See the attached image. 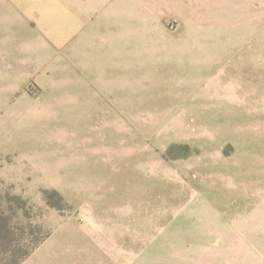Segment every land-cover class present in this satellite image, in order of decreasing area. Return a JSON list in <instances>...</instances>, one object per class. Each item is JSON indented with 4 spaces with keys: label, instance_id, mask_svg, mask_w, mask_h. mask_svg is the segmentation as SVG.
I'll list each match as a JSON object with an SVG mask.
<instances>
[{
    "label": "rangeland",
    "instance_id": "374dc122",
    "mask_svg": "<svg viewBox=\"0 0 264 264\" xmlns=\"http://www.w3.org/2000/svg\"><path fill=\"white\" fill-rule=\"evenodd\" d=\"M84 6L96 14L85 29L90 46L79 54L89 74L79 69L62 81H88L93 99L0 114V205L9 207L6 194L28 200L30 216L17 210L12 219L23 228V250L51 236L30 263L96 264L85 261V236L100 216L131 208L144 238L141 260L199 264V246L181 244L199 239V228L222 227L229 217L264 220V0ZM122 32L124 48L105 50ZM46 191L59 193L58 207ZM211 243L208 259L211 249L227 250L220 234Z\"/></svg>",
    "mask_w": 264,
    "mask_h": 264
},
{
    "label": "crops",
    "instance_id": "0c3cea01",
    "mask_svg": "<svg viewBox=\"0 0 264 264\" xmlns=\"http://www.w3.org/2000/svg\"><path fill=\"white\" fill-rule=\"evenodd\" d=\"M86 3L87 0H0V114L13 111L20 117L36 115L45 107L57 109L56 104L46 102L49 100L77 102L93 99L87 92L88 81L84 84L81 79L77 84L72 79L62 81L68 73L79 72L81 75L79 69L84 71L83 78L87 79L89 74L85 60L82 61L79 54L90 46L92 35L85 29L96 14L95 10L88 13L84 9ZM119 34L106 39L105 50L113 43L124 48L123 32ZM133 41L131 38L127 46ZM76 60L79 68L73 71ZM29 86H35L36 90H30ZM34 91H37V96L31 93ZM101 96L96 95L95 98ZM11 101H18L19 105L15 109L7 108V102ZM42 102H46V106ZM259 124L264 131V116L259 117ZM3 151L6 149L0 148V153ZM110 213L109 217L100 216L98 221L95 220V227L98 225L99 228L95 232L91 228L93 236H85V261L95 258L97 264L98 257L101 264H108L106 261L112 264H150L141 260L140 238H144L140 237L136 226V212L131 208H118ZM229 218L230 221L222 227L206 225V228H199V239L181 244L199 246V264H264V220L252 222ZM217 234L222 235L227 250L220 247L211 249L208 259L204 253L210 250L211 239ZM217 242H221V238ZM143 243L148 242L143 240ZM38 250L22 264H35L29 261ZM180 264L197 263L188 261Z\"/></svg>",
    "mask_w": 264,
    "mask_h": 264
},
{
    "label": "trees",
    "instance_id": "16d2710c",
    "mask_svg": "<svg viewBox=\"0 0 264 264\" xmlns=\"http://www.w3.org/2000/svg\"><path fill=\"white\" fill-rule=\"evenodd\" d=\"M45 196L48 205L53 208L58 207L53 203V197H58L62 200L57 191H46ZM6 198L9 207L3 209L0 205V264H22L49 237V234L43 239L36 241L30 250H23L20 244L21 241L17 237L18 230L23 231V228L14 225L12 219L16 215L17 210L24 211L25 215L30 216L29 202L27 199L18 195L6 194ZM13 204L16 205V207ZM8 212L9 215L7 214ZM31 229L32 234H35L34 229H36V231H41L37 227H31Z\"/></svg>",
    "mask_w": 264,
    "mask_h": 264
}]
</instances>
